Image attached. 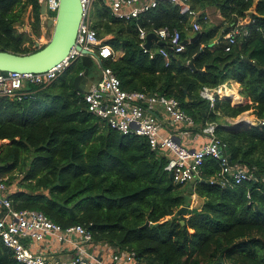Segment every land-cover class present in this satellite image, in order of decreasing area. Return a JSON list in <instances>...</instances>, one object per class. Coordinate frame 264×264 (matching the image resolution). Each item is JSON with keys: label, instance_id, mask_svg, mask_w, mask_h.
Listing matches in <instances>:
<instances>
[{"label": "trees", "instance_id": "trees-1", "mask_svg": "<svg viewBox=\"0 0 264 264\" xmlns=\"http://www.w3.org/2000/svg\"><path fill=\"white\" fill-rule=\"evenodd\" d=\"M183 1L200 13L201 30L194 31L189 12L171 1L125 20L112 15L107 0H96L93 26L116 53L102 65L125 90L178 99L195 122L192 131L216 122L230 162L252 172L251 180L225 181L221 161L210 156L194 181L176 183L162 149L153 150L145 136L111 128L89 110L85 93L74 84L80 73L101 78L98 62L88 55L54 82L28 85L21 100L0 97V178L13 188L16 209L43 211L64 229L84 225L96 244L135 251L143 264H264V126L225 121L249 110L264 120V0ZM210 8L220 10L219 21L203 18ZM27 9L32 34L40 35L38 0H0V50L39 49L21 47L18 25ZM249 13L248 33L237 34L227 50L226 35ZM141 27L149 33L177 28L189 43L174 52L167 42L153 40L151 57L141 45ZM161 48L168 50L169 61ZM230 81L248 102L233 104L226 96L212 107L202 97L203 87ZM194 194L202 202L192 208ZM183 206L190 210L178 215ZM0 264L23 263L0 242Z\"/></svg>", "mask_w": 264, "mask_h": 264}, {"label": "built area", "instance_id": "built-area-1", "mask_svg": "<svg viewBox=\"0 0 264 264\" xmlns=\"http://www.w3.org/2000/svg\"><path fill=\"white\" fill-rule=\"evenodd\" d=\"M40 5L47 3L49 14L56 15L59 0H38ZM96 0H81L83 20L80 25L76 44L69 54L56 66L46 72L0 71V97L21 100L27 93L28 85H48L58 79L70 66L83 56H91L97 62L116 56L112 46L106 39L100 38L98 30L93 26V5ZM162 1H171L182 6L183 12H189L194 18L193 28L201 30L199 12L191 10L183 0H108L111 13L119 19L139 18L142 13L159 6ZM55 15H52L55 18ZM44 15H42L43 17ZM50 16V15H49ZM204 19H209L206 14ZM240 19L234 29L226 35L227 50L236 42V35L248 32ZM159 40L169 44L174 52H182L183 43L180 30L168 27L156 30ZM149 32L139 28V37L145 52L153 57L155 52L145 44ZM87 51L88 53H85ZM159 52L169 61L170 54L166 48ZM169 63V62H168ZM102 64V63H100ZM227 91V88H225ZM222 87H203L201 95L210 101L211 106L217 98H222ZM230 95L231 94H227ZM89 110L102 118L111 128L123 134L145 136L153 150L166 149L172 153L165 166L176 183L194 181L200 173L201 166L207 157H215L221 161V175L225 181L241 184L251 180L253 173L239 164H232L226 145L217 136L216 122H209L201 133L208 141L200 148L190 149L177 141L173 136L161 134V122L156 108H163L175 122H184L193 127L195 122L182 108L175 97H167L158 92L128 91L123 89L121 79L110 67L102 65L100 80L84 94ZM239 121V120H238ZM247 127L264 126V120H243ZM237 123V122H236ZM221 153H223L222 156ZM52 238L54 241H48ZM0 242L12 250L14 257L23 264H143L135 251L111 250L105 245L96 244L91 231L84 225H72L64 229L50 219L43 211L14 207L9 194V186L0 178ZM109 249V248H108ZM109 253V254H108Z\"/></svg>", "mask_w": 264, "mask_h": 264}, {"label": "water", "instance_id": "water-1", "mask_svg": "<svg viewBox=\"0 0 264 264\" xmlns=\"http://www.w3.org/2000/svg\"><path fill=\"white\" fill-rule=\"evenodd\" d=\"M59 1L60 5L55 18L49 14L47 3L43 2L41 4V15L48 17L45 28L52 29L50 40L34 52L17 53L8 50H0V71L42 73L56 66L69 54L71 48L76 44L77 34L83 20V8L81 0ZM199 35V33L196 34L190 41L197 39ZM221 39L222 36L220 37V40ZM153 40H157L161 44L164 43V41L159 40L155 32H151L148 34L145 44L148 49H151ZM183 43L186 45L189 43V40H184ZM39 45L40 42L38 41L36 46ZM84 52L88 53L87 51ZM100 63H102L101 60ZM190 66L195 71L197 70L193 61L190 63ZM87 80L88 77L84 73H80L75 78V87L81 93L86 92L82 87V83ZM236 126L245 127V121L239 120ZM225 150L227 154L230 153L228 146L225 147ZM222 155L223 153H221L220 156ZM188 210L190 209L187 206H183L177 211V214H186Z\"/></svg>", "mask_w": 264, "mask_h": 264}, {"label": "crops", "instance_id": "crops-1", "mask_svg": "<svg viewBox=\"0 0 264 264\" xmlns=\"http://www.w3.org/2000/svg\"><path fill=\"white\" fill-rule=\"evenodd\" d=\"M107 2H108V0H107ZM206 14L209 16V19L211 21H217V20L219 21L222 18V15H221V12H220L219 9H216V10L214 8L207 9L205 11V15ZM213 15L216 17V19H214V20L212 19ZM242 19L243 20H241V21H242V23H243V25L245 27V25L251 19L250 13H249V15L246 18H242ZM47 20H48L47 16H43L42 17V30L44 32L49 31L48 33L50 34V37H51L52 29L51 28H47V29L45 28V24H46ZM191 20H192V25H193L194 18L192 17ZM123 54H124V51L121 50V51H119L117 53V56L121 57ZM99 72H100L99 76H101L102 64H101V69L99 70ZM99 80H98L97 77H95V78L94 77H92V78L88 77V80L86 82L82 83V87L85 89V91H89ZM221 87L227 88V91L229 90L231 92L232 91L238 92V96H240V99H241V101L238 102V103H242V102L246 103V102H248V100L246 98H244L243 96H241L239 94V84L237 82L230 81L228 83H225V84L221 85ZM231 87H233V89ZM226 96L231 98V96H229V95H225L222 98H224ZM232 102H233V100H232ZM238 103L233 102V104H238ZM156 113H157V116H158V118H159V120L161 122V134L162 135H164V136H173L177 141L181 142L182 145H184V146H186V147H188L190 149L200 148L203 144H205L208 141V138L206 136H204L201 132L192 131L190 129V127L188 125H186L184 122H175L171 118V116L163 108L157 107L156 108ZM225 121H227L231 125H236V122H238V120H236V118H227ZM162 150H163V152L166 155H168V156L172 155V153L169 152L168 150H166V149H162ZM12 190H13V188L9 187V194H11ZM192 198H193L194 202H196V203L202 202L201 199L196 194H194L192 196ZM48 241L52 242L54 240L52 238H48ZM106 250L109 253L112 252L111 249H108V247L106 248Z\"/></svg>", "mask_w": 264, "mask_h": 264}, {"label": "rangeland", "instance_id": "rangeland-1", "mask_svg": "<svg viewBox=\"0 0 264 264\" xmlns=\"http://www.w3.org/2000/svg\"><path fill=\"white\" fill-rule=\"evenodd\" d=\"M22 19H23V23L18 25V32L19 33H23L21 38L23 39V42L21 43V47L22 49L25 50H35L36 47H42L44 46L49 40H50V34L47 32H44L42 30V33L40 35H33L32 34V22H33V18L31 16L30 11L27 9L23 15H22ZM212 19H216V17L213 15ZM40 42L39 46H36L37 42ZM36 46V47H35ZM95 68L98 70L101 69V64L98 63L97 66H95ZM233 89V87H231ZM230 88V89H231ZM231 94V98L233 100V102H240L241 99H239L238 96V92H229ZM255 120L256 116L252 113V110H249L243 114H241L240 116H238L236 118V120ZM201 202L196 203L194 202L193 198H192V205L191 207H196V206H200Z\"/></svg>", "mask_w": 264, "mask_h": 264}, {"label": "bare ground", "instance_id": "bare-ground-1", "mask_svg": "<svg viewBox=\"0 0 264 264\" xmlns=\"http://www.w3.org/2000/svg\"><path fill=\"white\" fill-rule=\"evenodd\" d=\"M220 92H222V94H223V96H225V95H227V94H229V92H231V91H226L225 90V87H222V91H220ZM227 92V93H226ZM230 96V95H229Z\"/></svg>", "mask_w": 264, "mask_h": 264}]
</instances>
